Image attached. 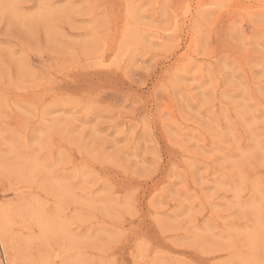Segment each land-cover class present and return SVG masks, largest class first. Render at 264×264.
<instances>
[{
    "label": "rangeland",
    "instance_id": "374dc122",
    "mask_svg": "<svg viewBox=\"0 0 264 264\" xmlns=\"http://www.w3.org/2000/svg\"><path fill=\"white\" fill-rule=\"evenodd\" d=\"M0 228V264H264V0H0Z\"/></svg>",
    "mask_w": 264,
    "mask_h": 264
},
{
    "label": "bare ground",
    "instance_id": "6f19581e",
    "mask_svg": "<svg viewBox=\"0 0 264 264\" xmlns=\"http://www.w3.org/2000/svg\"><path fill=\"white\" fill-rule=\"evenodd\" d=\"M21 125V124H20ZM0 232H1V228H0ZM1 234H2V232H1ZM1 234H0V245H1V247H3V241H5V240H3V238H1L2 236H1ZM4 237V236H3ZM139 243V242H138ZM3 249V248H2ZM8 264H13L12 262H9Z\"/></svg>",
    "mask_w": 264,
    "mask_h": 264
}]
</instances>
